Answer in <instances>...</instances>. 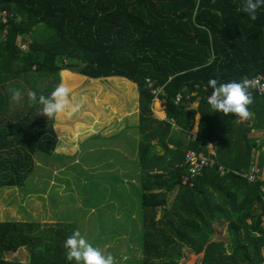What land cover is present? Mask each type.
Segmentation results:
<instances>
[{"label":"trees","instance_id":"obj_1","mask_svg":"<svg viewBox=\"0 0 264 264\" xmlns=\"http://www.w3.org/2000/svg\"><path fill=\"white\" fill-rule=\"evenodd\" d=\"M243 3L0 0V12L9 14L7 24H0L7 27L6 39H0V189L24 185L35 168L34 157L44 160L56 143L53 117L41 115L39 103L20 107L17 102L9 111V88L18 89L13 86L17 78L30 71L51 75L54 89L61 72L69 76L63 71L90 79L124 78L136 85L139 96L136 154L143 235L141 260L132 264H187L200 254L199 264H264V181L250 183L242 176L251 160L259 156L260 164L264 157V140L258 143L249 134L264 131V95L252 93L254 116L245 124L233 114L213 112L203 100L197 108L194 99L173 103L174 95L192 92L194 86L211 94L213 78L226 83L264 77V7L252 21L240 10ZM146 80L162 87L163 95L152 100ZM52 87L39 93L49 90L43 94L49 96ZM113 102L111 97L108 103ZM197 114L199 136L188 140ZM209 143L228 172L220 174L217 166L205 170L194 188L182 186L187 151L207 152ZM75 230L73 223L2 220L0 264H76L66 260L64 248ZM21 249L23 262L6 258Z\"/></svg>","mask_w":264,"mask_h":264},{"label":"rangeland","instance_id":"obj_2","mask_svg":"<svg viewBox=\"0 0 264 264\" xmlns=\"http://www.w3.org/2000/svg\"><path fill=\"white\" fill-rule=\"evenodd\" d=\"M48 32L53 36L52 31ZM27 41L28 38H24V43ZM19 43L21 45L23 41ZM22 49H26V45ZM21 77L17 78L13 85H17L16 88L22 93V98L18 102L20 107L22 103L29 104L28 91H35L39 97L41 95L39 92L44 86L49 85L50 88L56 85L53 76L43 73L30 71L23 77L24 79ZM113 85L119 86L116 83ZM47 91L42 93L46 94ZM0 94L3 95V80L0 83ZM11 101L9 108L12 111L17 102ZM254 131H250L249 134L254 135ZM93 156L102 161L107 154ZM75 159L76 163L72 164ZM46 160L45 157L41 161L43 164L41 169L34 168L21 187L0 189V220L21 221L20 219L26 218L37 223L41 221L73 223L76 230L78 229L89 243L100 248L105 256L111 254L114 258L117 257L119 264H132L134 261L139 263L143 235L142 191L131 182L132 177L129 174L125 176L115 173L111 176L102 175L105 171H99V175L91 177L80 168L78 156L59 163L54 161V171L48 169ZM121 164L123 165L122 161ZM99 178H107L108 181L104 182L101 179L99 181ZM28 198H33L34 202L28 201ZM117 216L118 221L115 219ZM221 236L225 237L224 230ZM17 253L7 255L6 258L23 262L26 252L21 249ZM200 257L201 254L190 256L187 264H199Z\"/></svg>","mask_w":264,"mask_h":264},{"label":"crops","instance_id":"obj_3","mask_svg":"<svg viewBox=\"0 0 264 264\" xmlns=\"http://www.w3.org/2000/svg\"><path fill=\"white\" fill-rule=\"evenodd\" d=\"M63 72L69 73V76H62L61 74L60 84L64 86L66 84L65 87L70 90V105L63 112L56 114L52 118L56 143L51 154L47 156L46 165L48 169L55 170L54 161L59 163L65 159L72 160L78 156L80 168L88 172L91 177L99 175V171H105V174L102 175L106 176H111L114 173L125 176L129 174L133 180L131 182H134V186L139 188L136 154L139 139L137 133L139 125V96L136 85L124 78L90 79L70 71ZM114 81L118 82V87L113 85ZM54 87H52V91ZM111 97L115 99V103L109 104L108 101ZM105 99L108 100L103 103ZM3 106V95L0 94L1 121H3ZM192 106L193 108L198 107L197 104ZM100 108H103V111L99 110ZM111 108H114L113 112H110ZM9 111L11 110L9 109ZM154 117L157 118L156 116ZM157 119L163 120L164 118ZM200 122V115L197 114L192 126L193 129L189 131L197 137L199 136ZM172 131L175 132V129ZM189 132L188 140H190ZM253 134L252 136L258 143L264 140V131H254ZM169 147L171 148V146ZM261 150L264 152V141ZM155 151L158 155L163 153L158 146L155 147ZM100 153L107 154V157L102 161L93 156ZM257 158L261 180L264 181V157H260V164L258 162L259 158L258 160ZM34 161L35 168L41 169L43 165L41 159L34 157ZM76 161L77 159L71 163L75 164ZM134 178L137 179L134 180ZM100 179L104 182L108 181L107 178H99V181H101ZM124 183H126L125 180ZM175 196L176 192L169 195L167 197L169 202L173 201ZM27 200L34 202L33 198H28ZM115 219L118 221L119 216ZM20 220L30 221L26 218ZM40 223L55 222L41 221ZM115 260L118 264L117 257H115Z\"/></svg>","mask_w":264,"mask_h":264},{"label":"clouds","instance_id":"obj_4","mask_svg":"<svg viewBox=\"0 0 264 264\" xmlns=\"http://www.w3.org/2000/svg\"><path fill=\"white\" fill-rule=\"evenodd\" d=\"M264 7V0H244L241 11L255 21L258 9ZM208 86L212 89L208 97V104L213 112L223 113L224 116L233 114L242 121L253 118L254 113L250 110V105L254 103V97L249 91L251 82L247 77H242L239 82L221 83L213 78L208 81ZM69 89L63 84L58 85L49 96L39 95L35 91H28L27 96L31 104L42 105V114L53 117L65 110L70 105ZM13 101L19 102L22 93L19 89L9 88ZM65 258L67 261H75L76 264H117L113 255L105 256L102 250L89 243L77 229L68 236L64 243Z\"/></svg>","mask_w":264,"mask_h":264},{"label":"built area","instance_id":"obj_5","mask_svg":"<svg viewBox=\"0 0 264 264\" xmlns=\"http://www.w3.org/2000/svg\"><path fill=\"white\" fill-rule=\"evenodd\" d=\"M9 14L4 11L0 14V24L6 25L8 22ZM7 37V27L4 26L0 28V39L5 40ZM24 47V46H22ZM251 82V87L249 91L251 93H256L258 96L264 95V77H258ZM147 88L149 89L150 95L152 96V100L157 99L159 96L163 95L162 87L154 86L153 82L150 80L145 81ZM211 94H207V90L205 87L194 86L193 91L187 94H177L173 97L174 105L180 104L184 102H191L192 99L195 100L194 104L200 103L202 100L208 104V97ZM237 117V116H236ZM237 120L240 124H245L246 121H242L239 117ZM190 140H197V136L193 135L189 132ZM185 165L187 168V172L182 176L180 182H182V186L188 187L189 189L194 188L195 181L200 178L205 170H211L214 168L219 169L220 174H224L228 172L223 164L219 162L216 158V151L213 143H209L207 146V152L204 151H196V150H188L185 155ZM242 176L250 183H254L257 181H261V173L259 166L256 160H251L249 170L242 174ZM261 192H263L264 199V188L261 187Z\"/></svg>","mask_w":264,"mask_h":264},{"label":"water","instance_id":"obj_6","mask_svg":"<svg viewBox=\"0 0 264 264\" xmlns=\"http://www.w3.org/2000/svg\"><path fill=\"white\" fill-rule=\"evenodd\" d=\"M27 260H28V258H27Z\"/></svg>","mask_w":264,"mask_h":264}]
</instances>
